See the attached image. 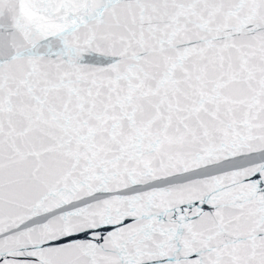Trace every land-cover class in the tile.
I'll list each match as a JSON object with an SVG mask.
<instances>
[{"label": "water", "instance_id": "1", "mask_svg": "<svg viewBox=\"0 0 264 264\" xmlns=\"http://www.w3.org/2000/svg\"><path fill=\"white\" fill-rule=\"evenodd\" d=\"M0 264H264V0H0Z\"/></svg>", "mask_w": 264, "mask_h": 264}]
</instances>
